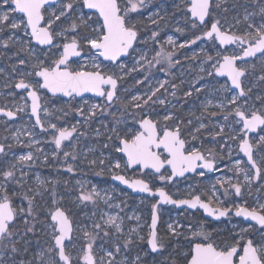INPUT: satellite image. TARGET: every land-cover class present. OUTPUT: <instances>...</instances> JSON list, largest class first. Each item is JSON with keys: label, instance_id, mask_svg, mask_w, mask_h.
Masks as SVG:
<instances>
[{"label": "rangeland", "instance_id": "obj_1", "mask_svg": "<svg viewBox=\"0 0 264 264\" xmlns=\"http://www.w3.org/2000/svg\"><path fill=\"white\" fill-rule=\"evenodd\" d=\"M124 2L127 6V0ZM216 4L217 1L215 7L218 10H215L214 17L220 18L223 29L233 34L238 29L242 30L244 40L248 39V33L254 34L255 27L264 25V13L261 12L264 0H223L219 7ZM171 5L176 7L179 13L174 18ZM138 6L144 11L142 16L147 27L142 36V45L134 59L122 61L120 64L124 66L123 70L104 61L105 74L121 76L125 80L113 103H108L106 97L92 95L70 99L55 97L36 86L35 77L24 76L25 82L32 83L40 94L43 106L40 119L44 129L36 123L31 114L26 91L16 89L15 84L19 82L22 74L30 72L31 66L36 63L29 52L21 49L31 48L36 55L44 58L47 47H40L30 41V37L22 28L16 30V35L24 41L23 44L10 42L7 48L0 46V69H3L0 71V105L19 114L17 119L0 116V144L5 145V153L0 154V173L9 170L11 164L17 163L19 156L29 152L33 155L31 162L25 163L22 168L18 165L17 169H13L15 178L5 180L0 175V184L7 186L13 206L18 209L27 210L29 199H32L34 219H28L30 224L35 225L33 231L26 232L23 219L17 220L15 228L12 229L17 235L12 241L5 240L4 245L0 246V264H64L59 259L58 250L53 247L52 229L49 227V213L56 207L64 209L74 225L72 239L65 245L66 253L73 260L72 264H86L83 255L89 242L93 244L91 254L95 264H173V261L175 264H184L182 253L188 250L187 241L191 237L188 225L194 226L196 230L202 226L203 231L211 234L213 242L220 245L234 244L241 234L245 240L260 242L261 230H257L253 223L245 222L232 214L226 219L215 221L206 218L201 210L191 211L187 208L160 205L158 239L164 247L161 251L153 253L148 238L153 205L158 198L134 194L129 188L112 179L114 175L123 174L129 179H145L159 188L166 189L164 186L169 185L164 184L167 175H161L165 177L161 180V176L155 173L147 172L142 175L140 168L131 170L126 156L119 152L118 148L122 146L120 139L139 131L138 121L145 116L152 119L159 117L164 121L163 125L173 122L174 128L182 125L184 121L173 111L175 99L158 95L156 92L157 89L171 86L173 88V83L169 82L180 75L178 64L182 59L181 48H188V84L200 83L193 90L188 87L186 91L191 93L188 95V107L186 106L188 120L185 121V126L189 129V149H196L205 156L211 153L217 162V169L214 172L199 171L188 176V179L176 180L169 185L171 192L166 190L177 199L203 196L217 206L231 209H235L236 205L258 207L257 201L264 203V144L258 143L260 136H264V129L250 137L253 147H258L255 160L263 171L262 177L257 179L254 168L239 150L240 140L230 138L239 135V128L235 126L234 120L231 117L227 121L224 120V116L233 111L232 106L223 110L219 107L220 104L228 105V101L237 95L238 91L232 89L227 78L216 75L212 67L221 55L240 56L241 51L246 49V43L239 42L237 45L228 46L225 51L219 42L217 44L214 40H206L204 33H200L197 20V26H192L195 19L191 18V13L186 8L187 0H143V4ZM59 7L57 3L47 7L46 21L52 18V12L58 14ZM9 11V6L2 4L0 0V13ZM226 11H232L234 14L227 16ZM89 15L96 19L92 12H89ZM73 18L65 20L61 17V21L57 23L66 27ZM10 23L11 21L8 22ZM249 25L254 27L250 28ZM153 33L156 36H153ZM179 33L185 38L181 39ZM12 35L13 30L6 25L3 31H0V42ZM196 37L201 39L197 40ZM193 40L195 43H191ZM157 52L162 53L160 58L157 57ZM168 54L172 58L171 64L166 59ZM48 55L54 60L59 53L53 48ZM208 56L213 59L209 61ZM21 59L26 61L24 65L19 64ZM86 63L91 64V61L80 58L71 65L75 68ZM239 66L249 70L250 77L243 82L248 94L238 98L237 104L246 106V110L264 107V79H261L264 77V55L240 61ZM209 72H213V75L209 76ZM153 92L155 95L152 100L145 105L144 100ZM134 96L142 99L133 101ZM136 103L141 107H135ZM156 103L169 104V111L159 112L155 108ZM180 104L185 103L181 101ZM93 105L98 107L93 108ZM44 109H47V112ZM168 115H171V119L166 121L164 117ZM49 124L69 129L75 126L77 130L57 149L54 136L58 133L49 128ZM200 124L204 127L200 128ZM230 125L232 127H229ZM197 129L199 131H196ZM33 141L36 143H32ZM64 152H69L70 155L66 158ZM237 160L241 161L239 170L236 167ZM117 163L119 168L115 167ZM69 165L72 167L71 171L68 170ZM21 171L25 176L22 183L17 184ZM201 172L204 174L200 175ZM245 176L249 179L246 180ZM236 185L241 188L239 195L235 192ZM93 189L99 196L94 194ZM84 195H92L93 198L83 200L81 197ZM109 216L117 217V223L121 226L120 232L112 226H105L104 222ZM97 223L102 226L100 229H94V224ZM169 224L180 226L177 235L171 233ZM244 229L248 231L242 232ZM85 233H89L94 239L89 241ZM20 234H23L22 238ZM129 240L131 243H127ZM13 241L16 242L15 252L11 250ZM117 245L120 247L119 252L116 251ZM108 252H112L113 256L109 257ZM137 257H140L138 262Z\"/></svg>", "mask_w": 264, "mask_h": 264}, {"label": "snow or ice", "instance_id": "obj_2", "mask_svg": "<svg viewBox=\"0 0 264 264\" xmlns=\"http://www.w3.org/2000/svg\"><path fill=\"white\" fill-rule=\"evenodd\" d=\"M223 0H217L216 6L219 7ZM57 3L60 5L57 12H52L50 19L45 22L44 12L46 11L45 5ZM2 4L8 5L9 12L0 13V31H3L7 25L13 30V35L8 39L0 42V46L7 48L9 43H20L24 41L16 35V30L23 29L24 33L30 37V41H35L39 46H47V51L44 52V58L36 55L31 48H22L21 50L29 52L30 56L36 60L31 66V71L23 73L21 79L15 84L16 89H23L27 91L28 97L31 98V112L36 116V123L40 124L41 128L44 125L41 123L39 111L40 104L39 96L32 83H26L24 76L35 77V85L39 88L46 89L53 95L57 93H63L65 96L72 97L73 95L81 96L83 93L91 92L96 93L101 97H106L108 102L113 101L116 95L117 82L120 77L105 74L104 61H108L114 66H119L123 70V65L119 63L120 58L129 52V49L133 48L134 42L138 39L137 31L134 25L128 23V13L137 10L138 5L143 4V0H127V6L121 8L119 0H2ZM187 10L191 13V18H195L192 26L196 27V20L201 24L206 23V17L211 15L210 0H187ZM79 9V11H77ZM92 12L96 16L93 19ZM261 12L264 13V8H261ZM61 17L67 20L69 17H74L71 22L63 27L58 24L61 21ZM247 19V16L245 17ZM11 21L10 24L8 22ZM55 25V27H54ZM253 28V25H249ZM247 40H241L240 37L229 34L228 31L222 30V26L219 20L211 22L210 29L204 33L207 38H213L219 41L221 45H227L240 41L242 43H248V47L243 50V56L223 55L221 59L217 60L213 64V69L216 75H226L235 89H240L239 93L228 101V105L220 104L219 107L223 110L232 106L233 111L224 116V120L227 121L230 117L234 120L235 126L239 128V135L230 137L233 140L239 139V150L247 156L248 162L251 167L256 170V173H260V168L257 166L256 160L253 159V145L247 138V133L255 130L259 126H264V107L260 109L246 110V106L242 107L237 104V100L240 97H244L246 93L241 86V77L244 75V70L236 66V62L246 57H254L257 53L264 55V25L255 27L254 34L248 33ZM153 36H156L153 33ZM201 39V37H196ZM171 37H169V43H171ZM191 43H195L193 40ZM55 48L59 55L56 59H50L49 53ZM226 51V49H225ZM157 57L162 56L161 52H157ZM82 58L90 60L91 64H85L83 66L72 67L71 58ZM100 58H103L102 60ZM143 59V57L141 58ZM168 63H172L171 55L166 56ZM207 59L211 61L213 57L208 56ZM159 62V61H158ZM25 60H19L20 65H24ZM151 64V61H149ZM91 70H87L88 68ZM16 70V66H13V71ZM3 71V69H0ZM209 76L213 75V72L208 73ZM264 79V77H261ZM42 81V82H41ZM105 86H110L107 90ZM163 87V85H161ZM176 85H173L175 88ZM158 91V89H157ZM199 91V89H197ZM186 93L185 95H190ZM148 96L144 100V104L147 105L152 100V96ZM175 95V93H173ZM142 98L139 96L132 97L133 101H139ZM260 99V98H258ZM164 103V101H160ZM211 103V101H209ZM135 107L140 108L139 103L134 104ZM93 108L98 107L93 105ZM207 107V105H205ZM22 111L23 109H18ZM47 112V109H44ZM79 111V109H78ZM0 113L11 118L16 115L13 111H6L0 108ZM167 121L171 119V115L165 116ZM191 123V121H189ZM140 130L135 131L120 139L121 147L118 151L127 155V164H139L144 168H154L156 172L164 166L165 163L171 166L172 175L183 176L186 171L195 170L197 168V161H203L202 168L212 170L214 168V157L211 153L205 156L204 153L193 149L187 151L185 146V140L180 137V128L177 125L175 130H170L166 126L158 131L157 123L150 118H143L139 122ZM204 125L200 124V128ZM229 127H232L231 125ZM49 128L56 130L58 133L54 136V143L57 149L61 147L63 141L72 137L76 132V127L71 129L57 128L56 124H49ZM115 132L116 130L113 129ZM196 131H199L197 129ZM221 132H223V126H221ZM32 143H36L33 141ZM259 144H264V136H260ZM163 149L167 153L168 158L162 159L161 153L154 151V149ZM5 153V145L0 144V154ZM70 155L69 152H64V156L67 158ZM33 160L31 152L21 155L17 159V163H13L9 170H5L0 175L5 180L15 178V172L13 169H17L19 165L21 168L25 163H29ZM91 163H96L91 161ZM103 163V161H101ZM241 161H236V167L239 170ZM116 168L120 165L117 163ZM72 170L71 165L68 168ZM204 173L201 172L200 175ZM25 173L20 172V178L16 181L17 184L22 183ZM116 180L122 181L125 184H129L133 189H139L142 192H149V185L142 179L129 181L124 176H115ZM171 177H169L170 179ZM161 180L165 177L161 176ZM248 180L249 177L245 176ZM236 194L241 193L239 185L234 186ZM93 192L96 196H99L98 192ZM160 200L165 203H171L176 205H187L189 208L195 209L199 207L203 208L211 216L225 217L230 215L228 208H212L207 203H202L199 196H194L192 199L173 200L163 189H159ZM27 198V197H26ZM92 195H84L81 197L83 200L92 199ZM258 207H246L244 205H236L235 216L242 217L245 220L248 218L251 221H255L256 224L264 227V203L257 201ZM32 199H29V207L27 210L23 208H16L13 206L12 199L8 195V189L5 184H0V246L4 245L5 240L12 241V238L17 235L12 231L16 226L18 219H23L26 232L34 230L35 225L30 224L29 217L34 219L32 213ZM156 205H153L152 223L150 236L148 238V244L150 245L153 253L162 249L164 245L159 241L156 224L157 215L155 211ZM51 223L49 227L52 229V236L54 240V249L58 250L60 261L64 264H71L70 257L65 253L64 241L69 238V233L72 231L71 222L66 213L59 207H56L54 211L49 213ZM105 226H112L117 232L121 231V226L117 223V217L109 216L105 222ZM100 224H94V229H100ZM169 229L173 235H177V229L179 225L173 226L169 224ZM188 230L191 232V237L188 238V250L182 253V259L184 264H264V230H261L260 242L256 243L253 239H244V235L241 234L239 239L234 244L220 245L213 242L210 233L203 231V228L199 230L194 229V226L188 225ZM134 231V230H133ZM247 229L242 232H247ZM107 235V233H105ZM21 238L23 234H20ZM85 236L89 238V241L94 239L89 233H85ZM143 239V237H141ZM127 243H131L129 240ZM93 244L89 242L87 248L84 251L83 260L86 264H95L92 256ZM11 250L17 251L16 242L11 244ZM53 249H49L52 251ZM116 251H120L119 245L116 246ZM43 255V253H41ZM109 257L113 256L112 252H108ZM140 257H137V262ZM175 264V261H173Z\"/></svg>", "mask_w": 264, "mask_h": 264}, {"label": "flooded vegetation", "instance_id": "obj_3", "mask_svg": "<svg viewBox=\"0 0 264 264\" xmlns=\"http://www.w3.org/2000/svg\"><path fill=\"white\" fill-rule=\"evenodd\" d=\"M217 0H212V2H211V8H210V11H211V15L209 16V17H207V20H206V23H204V24H201L198 20H197V22H198V24L200 25L199 26V28L201 29V31H200V33H205V32H207L209 29H210V24H211V22H214L215 20H219V21H221L220 20V18H215L214 17V13H215V10H218V8H216L215 7V2H216ZM119 3H120V5H121V8H124L126 5H125V2H124V0H119ZM50 5H45V9H46V11L44 12V15H45V22H46V17H47V7H49ZM172 7H173V5H171L170 6V9H172ZM186 8H188V4H187V6H186ZM143 13H144V11H141V9L139 8V6H138V8H137V10L136 11H134V12H129L128 13V23H129V25H134L135 26V30L137 31V36H138V39L134 42V46H133V48L132 49H129V53H128V55L127 56H123L122 58H120V61H119V63H121L122 61H132L133 59H134V56L137 54V52H138V49H139V47H140V45H142L141 44V40H142V36H144V34H145V32H144V30H145V27H147V24L145 23V18L142 16L143 15ZM141 14V15H140ZM178 9L176 8V7H173V9H172V15H173V18L174 17H176V16H178ZM234 13L231 11H226V15L227 16H231V15H233ZM134 18H136L135 20H134ZM192 19H195V18H192ZM221 24V23H220ZM222 26V25H221ZM222 30H224L223 29V27H222ZM225 31V30H224ZM178 32V31H177ZM230 33V32H229ZM233 34V33H232ZM179 35H180V38L181 39H184L185 37H184V35L183 34H181V33H179ZM234 35H237V36H239V37H242L243 36V31L242 30H240V29H238L237 31H234ZM203 36H204V34H203ZM244 37V36H243ZM204 38L206 39V40H210V41H212V40H214L217 44H218V40H216L215 39V36L213 37V38H207L206 36H204ZM244 40V39H243ZM240 41H238L235 45H237L238 43H239ZM222 46V45H221ZM248 46V43H246V47ZM41 47V46H40ZM245 47V48H246ZM223 48V47H222ZM181 50H182V53H181V57H182V59H180L181 60V62H179V66H180V68H179V73H180V75H178L177 77H175V78H172V81H170L169 83L171 84V83H173V85H176V87L175 88H172V86H171V88L169 87V88H164V89H159L156 93L158 94V95H166V97H170V98H172V99H175V106H174V108H173V111L176 113V114H178L179 116H180V118H181V120H183L184 122L182 123V125L181 126H179V128H180V137H181V139H184L185 140V146H186V149H187V151H191L190 149H189V145H190V143H189V129H188V126H185V121L186 120H188V109H187V107H188V95H185V93H186V91H187V89H188V87H190V90L192 89H194V87H197L200 83L198 82V83H194V84H188V57H187V54H188V48H181ZM243 51V50H242ZM241 51V55L240 56H242L243 55V52ZM185 54V55H184ZM182 55H184V56H182ZM260 55H262V54H258L257 56H255L254 58H256V57H259ZM222 56L223 55H221L220 56V58L219 59H221L222 58ZM77 59H80V58H74V59H72L70 62L72 63L73 61H75V60H77ZM101 59H103V58H101ZM247 60H249V59H247ZM140 61H143V60H141L140 59ZM240 61H244V60H238L237 61V64L239 65L240 64ZM105 63H107V64H111V63H109L108 61H105ZM112 66H114V64H111ZM114 67H117V66H114ZM240 67V66H239ZM241 68H242V66H241ZM244 69V68H243ZM245 70V69H244ZM246 71V74L243 76V78H242V82H244V80L245 79H247V78H249L250 77V71L249 70H245ZM262 72V70L261 71H259V73H261ZM106 75H111V74H107L106 73ZM114 76V75H113ZM115 77H118V76H114V78ZM220 77V76H219ZM221 78H225V77H221ZM228 80V79H227ZM125 80L120 76V78L118 79V85H117V89H116V93H117V97H118V92H119V89H120V87L123 85V82H124ZM128 81V80H127ZM27 83V82H26ZM128 83V82H127ZM243 86H244V83H243ZM110 86H107L106 87V90L109 88ZM167 89H168V92H167ZM21 90H23V89H21ZM172 90H174V92L172 91ZM25 91V90H24ZM173 93H175V95H173ZM26 94H27V91H26ZM248 94V92H246V95ZM245 95V96H246ZM52 96H54V95H52ZM55 97H61V96H55ZM73 97H76V96H73ZM116 97V98H117ZM72 98V97H71ZM190 98H192V95L190 96ZM196 98H198V97H196ZM196 98H193V100H195ZM29 99V98H28ZM30 101V100H29ZM181 101H184V105H182V104H180L181 103ZM114 102V101H113ZM112 102V103H113ZM187 106V107H186ZM31 108V107H30ZM155 108L159 111V112H161V113H167L168 111H169V109H170V105L168 104V105H162V104H158V103H156L155 104ZM40 113H41V111H40ZM31 114H32V112H31ZM16 115H17V117H16V119L17 118H19V114L18 113H16ZM33 115V114H32ZM0 116H5V115H0ZM34 116V115H33ZM7 117V116H6ZM8 118V117H7ZM143 118H147V116H145V117H143ZM150 118V117H149ZM34 119H35V117H34ZM152 119V118H151ZM155 123H157V126H158V131H160V134L162 135V129L166 126L168 129H170V130H175L176 128H174V127H172V123L173 122H169V123H165V125H163L164 124V121L161 119V118H159V117H154L153 119H152ZM36 121V120H35ZM139 122H140V120L138 121V125H139V130H140V124H139ZM44 129V128H43ZM264 129V126H262V127H260V129H259V131L258 132H256V133H252V135L251 136H255V135H257V134H259L262 130ZM71 138V137H70ZM69 138V139H70ZM66 141V140H65ZM65 141H63V142H65ZM62 142V143H63ZM257 149H258V147H256V146H254V160H255V157H256V155H257ZM157 150V149H156ZM154 151H155V149H154ZM158 152L159 153H161V156H162V158L163 159H167L168 158V156H167V153L166 152H164V150L161 148V149H158ZM215 161V160H214ZM216 162V161H215ZM217 163V162H216ZM256 163H257V166L260 168V173H259V177H256V170L254 169V172H255V177L257 178V179H260L261 177H262V175H263V171H262V167H261V165H259L258 164V162L256 161ZM200 164H202V163H200ZM216 166V165H215ZM137 168H140V173L143 175H145L147 172H151V173H155V174H157V175H159V176H161V175H167L168 176V178H167V180H166V182L164 183V184H168L169 183V185L170 184H172V183H174L176 180H182V179H188V176H192V175H195L196 173H198L199 171H205V170H198L195 174H188V175H186L185 177H181V178H176V179H174V180H171V179H169V177H171L172 176V169H171V167L170 166H168V167H165L164 169H163V171L162 172H160V173H157V172H155V171H153V170H146V171H142V169H141V167H137ZM137 168H135V169H137ZM217 169V166H216V168H215V170ZM132 170V169H131ZM214 170V171H215ZM214 171H211V172H214ZM207 172H210V171H207ZM169 185H166V186H164L169 192H171V187L169 186ZM151 186H152V188H154V189H160L159 188V186H156V185H154V184H152L151 183ZM203 197V196H202ZM203 199H205L204 197H203ZM213 205H215V206H217L215 203H213V202H211ZM168 205H170V204H168ZM170 206H176V205H170ZM197 210H200V209H197ZM192 211H195V210H192ZM202 211V210H201ZM229 217V216H228ZM256 226V229L257 230H262V229H264L263 227L261 228V227H259V226H257V225H255ZM67 255H69V254H67ZM69 257H70V260H71V264L73 263V260L71 259V256L69 255ZM61 262H63V261H61Z\"/></svg>", "mask_w": 264, "mask_h": 264}, {"label": "water", "instance_id": "obj_4", "mask_svg": "<svg viewBox=\"0 0 264 264\" xmlns=\"http://www.w3.org/2000/svg\"><path fill=\"white\" fill-rule=\"evenodd\" d=\"M211 2H212V0H210V5H211ZM55 3H51V4H48V5H54ZM206 20H207V17L205 18ZM229 34H231V35H234V34H232V33H229ZM234 36H237V35H234ZM237 37H239V36H237ZM241 38V40H243V38L242 37H240ZM35 42V41H34ZM219 42V41H218ZM238 42V41H237ZM236 42V43H237ZM36 43V42H35ZM236 43H231V44H227V45H222V47H223V49H226L228 46H231L232 44H236ZM134 46V45H133ZM249 46V45H248ZM247 46V47H248ZM41 47H47V46H41ZM129 53V52H128ZM128 53L127 54H125V55H123V56H127L128 55ZM258 54H260V53H257V55ZM256 55V56H257ZM243 56V55H242ZM241 56V57H242ZM255 57V56H254ZM74 58H76V57H73V58H71V60L72 59H74ZM250 58H253V57H246V58H243V59H241V60H247V59H250ZM236 66L238 67V68H240V69H243V68H241V67H239V65L237 64V62H236ZM244 70V69H243ZM246 74V71L244 70V75ZM243 75V76H244ZM243 76L241 77V86H242V88L244 89V86H243V82H242V78H243ZM220 77H225V78H227L228 79V81L230 82V84H231V80L226 76V75H224V76H220ZM117 85H118V82H117ZM107 86H105V88H106ZM231 87H232V89L233 90H236V91H238V93H239V91H240V89H235L234 88V86L231 84ZM36 90V89H35ZM46 90V89H45ZM37 91V90H36ZM48 92V91H47ZM244 92L246 93V91H245V89H244ZM48 94L49 95H53L51 92H48ZM37 95L39 96V101H38V103L40 104V110L42 109V102H41V98H40V94H39V92L37 91ZM87 95H92V96H96V97H100V98H104V97H101V96H99V95H97L96 93H91V92H87V93H83L81 96H76V95H73V96H76L77 98H82V97H84V96H87ZM28 96V95H27ZM54 96H61V97H64V98H68V99H70L71 97H68V96H65L63 93H57V94H55ZM72 96V97H73ZM116 97H117V93H116V95H115V97H114V99H113V101L116 99ZM29 98V100H30V107H31V105H32V101H31V98L30 97H28ZM113 101H111V102H108V103H112ZM0 108H3L1 105H0ZM3 109H5V108H3ZM6 110V109H5ZM6 111H9V110H6ZM0 115H4L3 113H0ZM39 115H40V111H39ZM17 117V115H15L14 117H11V118H16ZM34 117H35V120H36V116L34 115ZM147 118H149V117H147ZM151 119V118H150ZM152 120V119H151ZM260 127H262V126H259L258 128H256L255 130H253V131H251V132H248L247 133V138L249 139V142L251 143V141H250V137H251V135H252V133H256V132H258L259 131V129H260ZM252 144V143H251ZM155 151H157L158 152V149L156 150L155 149ZM125 156H126V158H127V155L125 154V153H123ZM242 154H243V156L247 159V156L242 152ZM161 158H162V156H161ZM163 159V158H162ZM253 159H254V147H253ZM200 163H203V161H197V168L193 171V170H189V171H186L185 173H184V175L183 176H180V175H175V176H171V180H174V179H176V178H181V177H185L186 175H188V174H195L198 170H205V171H214L215 170V168H216V162L214 161V168L212 169V170H208V169H205V168H202V167H200L199 165H202V164H200ZM168 166H170V165H168L167 163H165L164 164V166L160 169V171L159 172H157V173H160V172H162L163 171V169L165 168V167H168ZM137 167H141V169H142V171L144 172V171H146V170H153V171H155L156 172V170L154 169V168H151V167H148V168H144L142 165H139V164H133V165H129V168L130 169H135V168H137ZM171 167V166H170ZM124 176L125 177V179H127V180H129L130 182L131 181H133V180H137V179H142V178H134V179H129V178H127L125 175H123V174H117V175H114L113 177H112V179L114 180V181H116V182H118V183H121L124 187H126V188H129L134 194H139V195H142V194H144V195H147V196H150V197H157L158 198V201L155 203V205H156V208H155V211H156V215H157V224H156V232H157V236H158V234H159V226H160V212H159V206L160 205H163V206H166V205H168V204H170V205H176V204H171V203H165V202H163V201H161L160 200V197H159V192H158V190L159 189H154V188H152V186H151V184H150V182L149 181H147V180H145V179H142V180H144L148 185H149V188H150V191L149 192H142V191H140L139 189H133L131 186H130V183L129 184H125V183H123L122 181H119V180H116L114 177L115 176ZM256 177H259V174H257L256 173ZM160 189H163L173 200H184V199H192V198H183V199H177V198H175V197H173L166 189H164V188H160ZM200 197V199H201V202L202 203H207V204H209V206L210 207H212V208H220V209H224V207H221V206H215V205H213L210 201H208V200H206V199H203L201 196H199ZM176 207L178 208V209H185V208H187V209H189V210H197V209H200V210H202L203 211V213H204V216L206 217V218H208V219H211V220H215V221H219V220H223V219H226V218H228V216H225V217H216V216H211V215H209L207 212H205V210L203 209V208H201V207H199V205L197 206V208H195V209H192V208H189L187 205H176ZM247 207V206H246ZM62 209V208H61ZM229 209V211H230V214H232V215H234L235 216V209H231V208H228ZM65 213H66V215L68 216V218H69V220H70V222H71V227H72V231L69 233V238H66L65 239V241H64V247H65V245H66V243L67 242H69L71 239H72V236H73V233H74V225H73V222H72V220H71V218L69 217V215L67 214V212L64 210V209H62ZM236 217V216H235ZM237 218H239V219H242L243 221H245V222H249V223H253V224H256V222L255 221H251V219L250 218H248L247 220H245L244 218H242V217H237ZM257 226H259V227H262V226H260V225H258V224H256ZM150 246V245H149ZM159 251H161V249L160 250H158L157 252H159ZM65 253H66V249H65ZM67 254V253H66ZM71 261V260H70ZM176 264H182V263H176Z\"/></svg>", "mask_w": 264, "mask_h": 264}, {"label": "trees", "instance_id": "obj_5", "mask_svg": "<svg viewBox=\"0 0 264 264\" xmlns=\"http://www.w3.org/2000/svg\"><path fill=\"white\" fill-rule=\"evenodd\" d=\"M168 244V243H167ZM170 244V243H169Z\"/></svg>", "mask_w": 264, "mask_h": 264}]
</instances>
